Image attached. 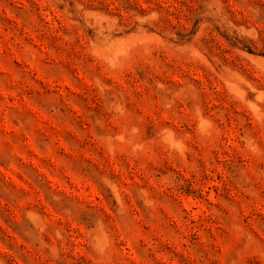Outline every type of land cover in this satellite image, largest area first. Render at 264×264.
Returning a JSON list of instances; mask_svg holds the SVG:
<instances>
[{"label": "rangeland", "instance_id": "374dc122", "mask_svg": "<svg viewBox=\"0 0 264 264\" xmlns=\"http://www.w3.org/2000/svg\"><path fill=\"white\" fill-rule=\"evenodd\" d=\"M0 264H264V0H0Z\"/></svg>", "mask_w": 264, "mask_h": 264}]
</instances>
